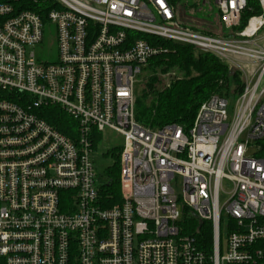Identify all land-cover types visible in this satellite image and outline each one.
Returning a JSON list of instances; mask_svg holds the SVG:
<instances>
[{"label": "built area", "instance_id": "2783aa9c", "mask_svg": "<svg viewBox=\"0 0 264 264\" xmlns=\"http://www.w3.org/2000/svg\"><path fill=\"white\" fill-rule=\"evenodd\" d=\"M50 1L46 17L0 3V264H264V0H194L214 8L216 35L181 24L190 0ZM162 42L239 75L240 90L201 103L188 130L135 119L137 77ZM48 104L73 121L71 138L39 117ZM105 129L123 138L109 207L91 159ZM182 214L211 223L210 256L180 233Z\"/></svg>", "mask_w": 264, "mask_h": 264}, {"label": "trees", "instance_id": "16d2710c", "mask_svg": "<svg viewBox=\"0 0 264 264\" xmlns=\"http://www.w3.org/2000/svg\"><path fill=\"white\" fill-rule=\"evenodd\" d=\"M0 3H12L21 10L32 11L42 17H46L52 7L50 0H0ZM183 4L187 7V3ZM257 14L259 10L256 6L253 12L244 13L239 29L243 28L250 16ZM210 24L205 25L206 34H218L219 20L216 32L209 29ZM162 46L165 52L148 60L143 73L146 71L149 76L135 96V119L142 126L156 129L178 125L188 130L201 103L212 95L229 96L228 90L232 84L236 85L233 94L240 90L238 73L229 71L214 56L196 53L194 48L187 45L162 42ZM37 114L62 135L72 137L74 123L60 108L48 104L39 109ZM99 141L100 135L95 134L91 141L93 150ZM260 143L264 144V141ZM107 153L112 155L114 163L105 171V181L98 186V193L102 204L109 207L120 200L119 153ZM178 226L180 233L192 238L201 252L211 255L212 226L209 221H200L192 215L182 214Z\"/></svg>", "mask_w": 264, "mask_h": 264}, {"label": "rangeland", "instance_id": "374dc122", "mask_svg": "<svg viewBox=\"0 0 264 264\" xmlns=\"http://www.w3.org/2000/svg\"><path fill=\"white\" fill-rule=\"evenodd\" d=\"M178 7L180 9V22L183 25L187 23L195 28L204 27L205 25L210 24V30L212 32H216L218 30V18L216 17V12L214 8L207 3V1L202 4V1L196 2L194 0H190L187 2V7L183 4V2L178 3ZM214 25V26H213ZM189 27V26H188ZM259 36H264V30L259 32ZM55 37V28L53 25H48L45 30L44 36V44H43V53L44 60L48 59L49 61L56 60L57 48L54 42ZM148 73H141L137 77L138 82L135 86V96L139 94L141 86H143L146 78L148 77ZM236 85L232 84L228 92L232 91ZM223 94V93H222ZM232 100V99H230ZM123 145V138L118 133L105 129L100 134V141L97 144V147L94 149L91 159L93 163L94 173H95V185L100 186L105 181V171L112 167L114 163V158L107 152H113L115 154L120 153V150ZM253 150H250L248 153L251 155ZM223 194H220L219 204L222 207L227 199V194L230 191V187L226 182L223 183ZM176 194L178 196L181 195L180 187L177 188ZM224 243L221 245L222 253L224 252Z\"/></svg>", "mask_w": 264, "mask_h": 264}]
</instances>
